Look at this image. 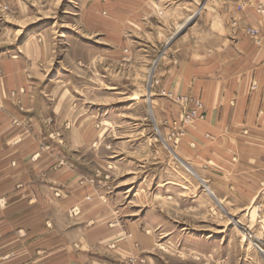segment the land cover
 Instances as JSON below:
<instances>
[{
	"label": "crops",
	"instance_id": "crops-1",
	"mask_svg": "<svg viewBox=\"0 0 264 264\" xmlns=\"http://www.w3.org/2000/svg\"><path fill=\"white\" fill-rule=\"evenodd\" d=\"M24 8L22 0H0V264H151L145 243L153 240L137 225L116 223L111 152L106 157L100 130L79 117L76 95H62L56 75L46 79L50 47L24 39L7 49L8 23ZM254 9L245 0H206L186 20L176 11V34L188 36L158 59L148 98L160 124L184 109L168 94L201 98L203 117L187 127L179 160L217 201L258 203L263 222L264 17Z\"/></svg>",
	"mask_w": 264,
	"mask_h": 264
},
{
	"label": "rangeland",
	"instance_id": "rangeland-1",
	"mask_svg": "<svg viewBox=\"0 0 264 264\" xmlns=\"http://www.w3.org/2000/svg\"><path fill=\"white\" fill-rule=\"evenodd\" d=\"M22 1L27 8L8 23L12 41L7 49L16 50L24 39L25 44L39 41L40 47H50L47 68L52 71L46 79L56 75L61 94L76 95L77 107L84 110L79 117L93 120L94 131L100 130L106 157L111 152L108 191L114 197L116 223L137 225L144 238L153 240L145 243L146 262L264 260L254 247L258 241L264 244L259 204L240 209L217 201L179 160L176 147L187 127L203 117L201 98L168 94L184 109L162 124L150 113L148 88L158 82V59L174 53L173 45L188 36H177L175 12H182L186 20L192 9L195 14L202 10L206 0H194V8L191 0ZM245 1L264 17L263 3L255 7L253 0ZM245 32L261 43L258 31L247 27ZM255 88L252 81L251 89Z\"/></svg>",
	"mask_w": 264,
	"mask_h": 264
},
{
	"label": "built area",
	"instance_id": "built-area-1",
	"mask_svg": "<svg viewBox=\"0 0 264 264\" xmlns=\"http://www.w3.org/2000/svg\"><path fill=\"white\" fill-rule=\"evenodd\" d=\"M254 247L256 251L259 253V255L264 258V244L258 241L254 244Z\"/></svg>",
	"mask_w": 264,
	"mask_h": 264
}]
</instances>
